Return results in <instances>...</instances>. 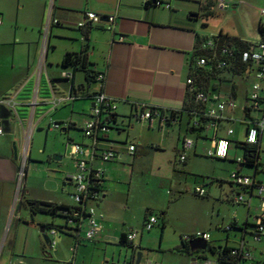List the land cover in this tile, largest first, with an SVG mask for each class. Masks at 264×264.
I'll return each instance as SVG.
<instances>
[{
    "label": "crops",
    "instance_id": "1",
    "mask_svg": "<svg viewBox=\"0 0 264 264\" xmlns=\"http://www.w3.org/2000/svg\"><path fill=\"white\" fill-rule=\"evenodd\" d=\"M49 1L0 0V45L15 47L12 69L19 68L24 72L21 76L13 74L15 76L9 86L0 80V101L9 99L13 102L9 107L0 105L4 130V135L0 136V243L8 231L9 221L13 224V229L9 230L4 240L8 252L3 264H135L140 253L141 264H204L206 261L214 264L219 257L209 252V246L221 252L225 247L235 250L242 244L245 250L252 253L248 239H255L253 231L249 227L246 230L243 228L247 223L256 225L260 215L261 202L254 192L238 187L231 178L216 176L196 184V188L201 185L207 191V196L197 199V203L184 195L185 187L189 193L186 181L192 178L191 174L211 177L206 166L207 162L217 159L209 155L216 139L228 137L232 142H246V109L252 86L249 84L250 77L245 81V92L236 96H220V100L235 101L237 107H227L223 118L217 124L208 126L204 138L189 136L187 117L171 122L161 116H154L149 121L138 119L147 107L161 109L166 116L170 111L183 109L189 62L197 40L218 34L209 33L208 21H201L200 26V19L206 14L200 8L203 0H51L50 8ZM156 1L161 4L158 5ZM228 1L231 8L232 0ZM49 9L50 34L44 46L41 31L36 41L18 34V28L28 30L35 27L37 24L33 19L40 13L45 16ZM88 13L99 15L101 22L81 27ZM13 15L16 19L12 25ZM111 16L116 18L114 23L108 20ZM14 24L17 28L15 31ZM10 31H14L12 38ZM53 37L67 43L61 46L52 41ZM244 40L252 43L260 41ZM34 44L36 51L33 54L31 48ZM19 45L22 48L28 45L30 49L27 59L16 66L15 54ZM81 52H86L92 68L105 76L104 91L116 106V122L111 124L107 133L99 134L97 147L101 151L113 150L117 156L109 162L96 158L92 163L94 170L104 173L102 199L92 203L104 215L101 233L94 240H87V221L80 225V232L73 230L78 228L75 223L69 224L72 229L68 230V235L61 232L52 235L56 246L51 248L46 245L41 233V226L47 224L37 225L35 220L29 222L24 216L25 211L34 217L38 214L31 212L28 200L74 207L72 195L75 191L70 193L73 203L59 202L53 198H27L29 192L23 190L18 197L19 158L21 150L29 145L31 134L41 131L48 118V131L74 132L69 136V152L73 143L84 146L93 144V140L79 129H83L90 119L94 104L93 100L85 98L86 91L99 90L100 83L88 84L85 72H77L73 81L62 79V74L71 70L62 67L65 55ZM31 85L34 86L33 92ZM73 87L77 91L85 90V96L77 92L79 97L74 98ZM60 97H65V101L60 102ZM241 97L245 99L243 105L238 103ZM34 101L37 103L35 106ZM56 123H71L74 128L55 129ZM230 129H234V135L229 137ZM238 132L242 133L244 139H239ZM187 138L194 140V149L189 152L187 160L181 162ZM132 144L136 146L134 154L129 150ZM263 144L264 135L261 140L264 151ZM231 145L230 158L222 161L232 162L243 158L237 152L232 156L233 150H238V147L234 143ZM261 159L264 162L262 154ZM237 165L236 171L241 170L243 175H247L243 172L244 167ZM73 169L66 176L65 183L75 187L71 180L76 171L74 161ZM137 176L140 177L139 183H142L139 188L153 184L151 194L154 195L152 203L140 202L138 209L143 212L140 216L132 212L134 205L137 206L133 202L140 193L134 184ZM247 176H255L264 183L261 173L254 175L253 171V175ZM211 184L218 187V198L214 197L212 203L208 201L212 199ZM224 193L230 204L245 208V218L235 213V217L225 223L222 218L215 220L209 217V203L219 213L228 206L224 202ZM238 195L244 197L243 202L234 201ZM201 209L203 212H200ZM155 213H161L165 224L161 225L157 217L159 222L148 231L145 226L150 217H156ZM65 224L64 220L61 225ZM199 231L211 235L206 251L194 250L196 244H192L194 241L189 238ZM132 232L138 234L137 239L131 242L133 248L121 244L122 238ZM263 235L258 242L263 241ZM49 249L52 255L47 253ZM187 250L193 254L189 256L185 253ZM252 255L256 262H264Z\"/></svg>",
    "mask_w": 264,
    "mask_h": 264
},
{
    "label": "rangeland",
    "instance_id": "2",
    "mask_svg": "<svg viewBox=\"0 0 264 264\" xmlns=\"http://www.w3.org/2000/svg\"><path fill=\"white\" fill-rule=\"evenodd\" d=\"M199 0L198 2H200ZM51 0L49 1V8H50ZM201 9H203L204 6H206L209 3V0H203L200 2ZM202 10H200L201 12ZM214 14L212 17L207 18L202 15V18L200 19V26H202L201 21L209 22L208 29L210 32L219 33L220 31H223L233 37L237 38H247L249 40H255L257 41L260 39V33H259V25H264V0H232L231 1V8L227 9L224 12H220L216 9V6L213 7ZM50 9L45 12V16L43 13H40L39 16L35 17L33 21H36L35 27H30L28 30H25L23 27L16 28L14 24V31L16 30L20 36L26 35L29 40L36 41L38 37L40 38V31H41V43H43V46L45 45L44 41L45 39L49 37V31H48V24L50 20ZM15 15L12 16V25L13 22H15ZM43 24V26H42ZM41 26V27H40ZM9 27V25H8ZM223 29V30H222ZM206 30V29H205ZM13 32H9L10 38H12ZM212 36V35H211ZM52 41L55 43H59L61 46L65 45L67 42L63 40H57L56 38H52ZM24 48L19 45L18 49H16L15 54V64L16 66H20L21 61H25L28 56L29 52V46L25 45ZM32 53L34 54L36 51V44H34L31 48ZM15 47L14 46H2L0 45V80L5 81V83L9 86L11 84V79L13 74L18 73L17 75L21 76L23 70L17 68V70L12 69L13 68V59H14V53ZM60 54L59 52L57 53ZM59 74L61 72V69L58 70ZM5 75L6 77H2ZM248 76L245 75L244 77L234 78V84L238 86L237 94H241V92H245V81H247ZM63 79V78H62ZM255 82V77L250 76L249 84H253ZM250 84V85H251ZM230 88L231 85H224L223 86V94L229 95L230 94ZM29 90V89H28ZM30 90L33 92L34 86L31 85ZM29 94L31 95L30 91ZM233 96V94H230ZM238 103L240 105H243L245 103V99L243 97L238 99ZM47 110L48 108H44ZM29 110V109H28ZM41 110V109H40ZM87 114V113H85ZM49 118L47 119V122L44 123L41 127V131H35V134H31L29 138V153L27 157V161L25 164V173L26 178L23 182V187L18 191V197L21 195L22 190L28 191V197H36L39 199L47 198L53 200L59 201V202H66V203H73L70 199V193L75 191V187L72 185H68L65 183L66 176L70 175L73 172V161L69 158V149L68 145L70 142V134H74V132L70 133H63L61 130H47V123L49 122ZM55 122V121H54ZM53 122V123H54ZM239 139H244L241 132H238ZM78 140V138H77ZM24 148V146H23ZM264 148V144H263ZM23 150V151H22ZM21 150L20 155V169H23V159H22V153L24 152V149ZM238 153L237 155L239 157L243 156V152L241 149L233 150L232 156H235L234 153ZM262 156H264V153H262ZM63 158L60 160L59 158ZM234 158V157H233ZM154 162V160H152ZM237 164L233 162L228 161H222V160H214V162H207V168L210 170V176L211 177H205L201 174H191L192 178H190L188 181H186V186H189V193L186 191V187L184 188V195L188 197V200H192L193 203H197V199H203V197L197 196L195 192L196 184H202L204 182L205 178H216V176L221 177L223 179H229L231 178V174L236 171ZM184 165L179 168H183ZM244 174L247 175H253V170L249 168H244L243 170ZM209 179V180H210ZM140 177L137 176L135 180V187L136 190H138L140 193L134 200V205L132 212L137 215H142L143 212L138 209L140 206V202L143 204L152 203V199L154 197L153 194H151L152 191V185H149L147 187H141L139 188L142 183H139ZM185 185V184H184ZM199 187H202L201 185H197ZM212 188V199L208 200L209 202L214 200L213 198H218V192H217V185L211 184L209 186ZM213 187H215V190H213ZM207 196V195H206ZM205 196V197H206ZM225 197V201L228 206H225V209L221 210L220 213L215 207L212 208V205L210 203L208 204L207 214L210 218H213L215 220H219V218L223 219L225 223L229 222L235 217V213L240 215L242 218H245L246 216V210L245 208L238 206V205H232L228 201H226L227 194L224 193L223 195ZM206 199V198H205ZM14 200V199H13ZM197 201V202H196ZM14 203V202H13ZM223 203V202H221ZM200 212H203V209H201ZM220 214V217H219ZM25 218L29 220V222H32L35 220V223L37 225L39 224H54L56 226H60L64 223V219L60 216L53 217L49 214H43L38 213L35 217L29 215L26 211L24 212ZM155 216L159 218L161 225H162V216L161 213H155ZM35 218V219H34ZM13 229V224L9 221L8 223V231L5 233L3 238L1 239L0 243V262L2 264L5 261L6 253L8 252L7 248H5V237L8 234L9 230L11 231ZM216 230V229H215ZM13 232H11L12 234ZM250 248L252 250V253L257 259H260L261 261H264V235L262 237V242H258L253 237H250ZM49 255H52V251L49 249L47 251ZM264 263V262H263Z\"/></svg>",
    "mask_w": 264,
    "mask_h": 264
},
{
    "label": "built area",
    "instance_id": "3",
    "mask_svg": "<svg viewBox=\"0 0 264 264\" xmlns=\"http://www.w3.org/2000/svg\"><path fill=\"white\" fill-rule=\"evenodd\" d=\"M158 5L161 3L157 2ZM230 2L228 0H216V9L219 11H225L229 9ZM102 18L95 13H88L87 18L84 22L80 24L81 27H85L88 23H100ZM109 22L114 23L116 18L111 16L108 17ZM210 38V37H209ZM123 40V38H121ZM256 45L255 48H252L251 51L244 54V60L247 61L252 59L255 61L257 66L259 67L255 72H253V76L255 77V82L251 86L250 92V102H248V108H252L255 111L259 108V100L264 98V42L254 43ZM213 42L209 40L207 44L204 45V48L212 47ZM206 64L205 58H200L197 62V65L202 67ZM73 71L67 70L62 74L63 79L71 80L73 79ZM98 82L102 87H105V76L99 75ZM188 85H192L193 81L188 79ZM104 89V88H103ZM73 98V97H72ZM221 97L218 95H207L204 92H199L197 94V101L207 105V115L212 118L220 121L223 118L224 112L227 107L236 108L237 104L235 101L228 100L223 101L220 100ZM60 102L65 101V97H60L58 99ZM94 107L92 109V114L90 119L87 121L85 127L83 128L85 131V135L93 140V144L91 146H84L80 143H73L69 152L70 158L75 163V173L71 177L72 182L75 185V192L72 195V200L75 203V206L79 207L81 210L74 211V217H80L81 213H86L88 217L86 221L88 222L87 229L85 231V237L87 240H94L102 231V219L104 215L99 213L96 206H93V202H98L102 199V178L104 173L101 171H96L92 167V163L96 158L101 159L104 162H109L116 158V153L113 150L101 151L97 147V141L99 140V134L101 132L107 133L111 128H109L108 124H105L101 121V112L103 106L112 108V112L114 113V109L116 108L114 100L108 97L105 91L97 94L93 98ZM13 102L9 99H4L0 101L1 106H11ZM34 106L37 104L36 101L33 102ZM154 116H160L158 113H152L149 109H144L142 114L138 116V119L141 121H149ZM105 118V116H104ZM103 118V119H104ZM0 119V136L4 135V130L1 126ZM247 123V136L246 143L255 145L258 144L259 139L262 140L264 135V118H258L253 115V120H246ZM68 123L54 125L55 129H61L68 127ZM215 125V124H214ZM111 126V125H110ZM234 135V129H230L228 131V136ZM262 135V136H261ZM259 136L261 138H259ZM194 140L192 138L185 139L184 142V153L181 156V162H185L187 160L189 152L194 149ZM231 141L228 137H221L216 139L215 146L212 151H209V155L214 158H218L220 160H226L230 158V149H231ZM262 146V145H261ZM129 150L132 154L136 151V146L134 144L130 145ZM29 153V147L26 146L22 155L23 159V169L20 170L18 174V189L20 190L23 186V182L25 179V164L27 161ZM264 153L262 150L260 153L259 163L262 164L260 168V173L264 175V162H262L261 154ZM239 163H245L244 158H238ZM231 179L234 184L244 190H250L255 193V195L260 199L261 207H260V215L256 221V228H253V235L256 240L260 239L262 234H264V183L258 181L255 176H247L242 173L235 171L231 175ZM101 187V188H99ZM18 190V191H19ZM195 194L199 197H205L207 195V191L202 187H197L195 189ZM236 203H241L244 201V197L242 195H238L234 198ZM159 222L157 217H150L145 228L150 231L152 227ZM70 224H74V222H69ZM81 231V229H80ZM51 237V248L56 246V241L52 239V235H57V230H51L49 233ZM138 237V234L135 232L127 235L128 242H133ZM192 241L195 240H205L209 241L211 239V235L204 232H196L194 235L189 237ZM232 254L234 256H239L241 259V264H257L251 252L245 250V245L242 244L240 248L233 249ZM127 264V263H121ZM150 264H160L157 262H151ZM204 264H213L210 261H206Z\"/></svg>",
    "mask_w": 264,
    "mask_h": 264
},
{
    "label": "trees",
    "instance_id": "4",
    "mask_svg": "<svg viewBox=\"0 0 264 264\" xmlns=\"http://www.w3.org/2000/svg\"><path fill=\"white\" fill-rule=\"evenodd\" d=\"M159 2V1H156ZM161 3V2H159ZM216 6V0H209V3L203 7L205 17H212L214 14L213 7ZM196 16H199L196 14ZM260 33V42H264V25H259ZM209 40H212L213 45L210 48H204V45L207 44ZM256 45L252 42L244 40L242 38L233 37L224 31H220L217 35L212 37H199L195 46L193 56L190 58L189 62V79L193 81L192 85H188L187 93L185 97V102L183 109L180 111H170L169 116H166L163 110L157 109L155 107H147L152 113H158L161 117H166L168 122L172 120H182L184 117H187V133L189 136H195L197 138H204L206 135V129L208 126L217 124L219 121L212 119L207 115V105L197 101V94L199 92H204L207 95L213 96L223 95V86L231 85L230 94L233 96L237 95L238 86L234 84L233 79L244 77L249 80L250 75L253 74L259 67L252 59L247 61L244 60V54L251 51L252 48H255ZM200 58L206 59V64L202 67L197 65V62ZM93 64L89 63L86 52L81 53H67L62 61V67L69 68L73 71V75L77 72H85L87 83L91 84L93 82H98V77L101 75L92 68ZM66 80L65 81H73ZM99 83V82H98ZM100 85V89L96 91L89 92L86 91V96L83 95L84 91H77L73 87V97L78 98L77 92H81L79 95L88 99L93 100L94 96L104 91ZM248 102L250 99L248 98ZM249 107V106H247ZM259 108L253 111L252 108L246 109V120H253V114L258 118H264V98L259 100ZM105 116V118H104ZM116 115L112 112V108L103 106L101 112V121L105 124H108L111 128V124L116 122ZM104 118V119H103ZM64 124V123H62ZM68 127L64 128L66 130L73 129L74 124L68 123ZM85 134L84 129H79ZM86 136V135H85ZM262 136V135H261ZM259 138H261L259 136ZM237 144L238 149H241L243 152V158L245 163H239L237 159L232 162L239 164L242 167L252 169L254 175L260 174V168L262 166L259 163L260 153L262 151L261 140L259 139L258 144L251 145L246 142H232L231 144ZM218 159V158H217ZM220 160V159H218ZM227 160V159H226ZM238 172H242L238 170ZM101 188V187H99ZM30 205V210L33 214L43 213L49 214L53 217H62L65 221V225L56 226L54 224L42 225V228H45L46 231L50 232L51 230H57L58 232L69 234L71 227H69V222H74L77 225V230L80 232V225H82L88 215L86 213H81L80 217H74V211L81 210L79 207L74 206H64L55 203H47L37 200H28ZM162 224H165L164 218L162 217ZM243 230L248 229V227L253 230L256 228L255 225L249 223L244 225ZM121 244L127 245L133 248V244L128 242L127 237H123ZM209 252L218 254V263L219 264H241V259L239 256H234L232 250L228 247L223 248L221 252H218L216 248L209 246ZM189 256L192 255L189 250L185 252ZM196 253V252H195ZM206 260V259H205ZM257 264H263L257 262Z\"/></svg>",
    "mask_w": 264,
    "mask_h": 264
},
{
    "label": "water",
    "instance_id": "5",
    "mask_svg": "<svg viewBox=\"0 0 264 264\" xmlns=\"http://www.w3.org/2000/svg\"><path fill=\"white\" fill-rule=\"evenodd\" d=\"M59 159L61 160V157ZM41 233L43 234V238H44L46 245L48 247H51V237L47 233L46 229L42 228ZM192 244H196V246L193 248L194 250L198 249V250L206 251L208 249V242L205 240L194 241ZM135 264H141V253L138 255V260L136 261ZM214 264H217V262H214Z\"/></svg>",
    "mask_w": 264,
    "mask_h": 264
}]
</instances>
